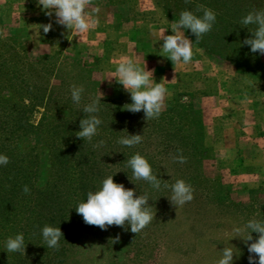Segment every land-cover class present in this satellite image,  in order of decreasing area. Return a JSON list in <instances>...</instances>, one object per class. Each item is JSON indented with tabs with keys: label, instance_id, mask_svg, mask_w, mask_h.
<instances>
[{
	"label": "rangeland",
	"instance_id": "374dc122",
	"mask_svg": "<svg viewBox=\"0 0 264 264\" xmlns=\"http://www.w3.org/2000/svg\"><path fill=\"white\" fill-rule=\"evenodd\" d=\"M183 10L195 8L180 0H92L89 12L98 23L88 32L78 33L55 23L54 15L46 16L37 0H0V36L20 42L29 61L54 57L60 64V77L77 87L83 85L84 91L96 97L103 94L102 98L131 100L114 77L124 57L141 67L147 64L157 83L168 80L164 81L168 95L162 116L155 118L151 149L163 177H158L161 189L155 190L169 192L171 197V188L165 189L163 184L183 179L192 185L194 198L177 208L165 196V201L152 209L156 216L151 223L134 233L136 241L130 226L127 231L123 227L120 240L112 243L81 233L73 250L80 264H216L220 251L230 244L238 248L234 264H249L247 245L240 238L229 242L228 237L233 224L252 218L264 220V70L257 74L237 72L196 43L192 61L175 67L159 55L160 39L173 34L171 24ZM48 23L53 27L45 33L41 25ZM52 68L48 65V72ZM4 96L11 97L8 92ZM66 112L58 110L49 117H66ZM44 115L42 109L34 113L32 122L37 128L20 144L21 149L37 147L41 185L50 167L44 133L39 128ZM198 123L203 146L199 155L191 144L197 139L192 135ZM163 136L168 139L166 145L181 143L186 147L187 153H182L186 163L175 162V155L159 154L166 146ZM215 197L222 199L215 203L220 206L218 212L210 205ZM250 198L258 208L247 217L244 208Z\"/></svg>",
	"mask_w": 264,
	"mask_h": 264
},
{
	"label": "trees",
	"instance_id": "16d2710c",
	"mask_svg": "<svg viewBox=\"0 0 264 264\" xmlns=\"http://www.w3.org/2000/svg\"><path fill=\"white\" fill-rule=\"evenodd\" d=\"M180 1L194 8L203 5L217 14L213 29L197 44L206 53L219 56L237 72L257 74L264 70V56L252 53L250 46L242 45L246 38L252 36L250 30L255 26L247 28L240 23L249 12L264 8V0ZM197 15H202V12ZM185 31L195 41L191 31ZM53 60L54 57L44 56L36 62L29 61L20 42L0 36V154L10 158L6 166H0V264H80L73 250L81 233L103 242L119 241V231L123 227L113 225L106 231L101 230L98 226L85 224L75 210L80 202L86 201L87 193L99 190L102 181L110 175L126 188L136 189L137 196L147 193L152 209L156 203H163L165 196L170 197L169 192L160 193L144 180L132 181V170L127 164L128 159L140 153L152 165L153 173L162 177L161 170L156 167V156L151 155L155 119L147 121L143 111L132 113L124 110V105L131 100L106 96L102 98L97 113L103 121L98 135L91 142L78 138L76 133L81 130L80 120L86 115L82 111L83 106L96 96L85 90L80 105H76L71 98L74 83L58 75L60 64ZM50 64L53 68L48 72ZM4 92L11 97L6 98ZM39 109L45 111L39 128L44 133V145L50 161L43 185L39 183L37 147L20 148L21 141L37 128L32 119ZM58 110L67 111L66 117H49ZM199 125L196 124V133L192 135L197 139L191 143L198 155L203 149ZM127 132L143 135L142 142L133 147L119 144L117 141L127 136ZM163 137L166 145L168 139ZM100 140L105 144L94 147ZM180 150L184 155L188 151L180 143L174 147L166 145L158 152L164 156H177ZM25 185L30 189L29 194L23 192ZM214 200L210 205L218 212L220 206L215 203L220 204L222 199L215 197ZM257 208L258 204L250 198L249 205L244 208L247 217L256 214ZM45 225L61 228L64 237H61L58 249L47 248L42 237ZM19 233L25 237V254L8 253L6 240ZM130 235L136 241L135 234Z\"/></svg>",
	"mask_w": 264,
	"mask_h": 264
},
{
	"label": "clouds",
	"instance_id": "9594fccd",
	"mask_svg": "<svg viewBox=\"0 0 264 264\" xmlns=\"http://www.w3.org/2000/svg\"><path fill=\"white\" fill-rule=\"evenodd\" d=\"M190 2L191 0H185V3ZM91 3L92 0H37V6L41 7L46 16L53 17L54 15L55 23L65 26L68 31L78 33H86L98 23V20L89 12ZM200 12L202 15H197ZM216 16L217 14L212 9L203 5H197L195 10L181 11L178 21L171 24L170 29L173 34H164L160 39L163 40V44L159 55L171 60L175 67L181 63H190L194 55V43L198 44L203 36L213 29ZM240 23L245 27L255 26L254 30L249 29L252 36L246 38L242 45H248L252 53L264 56V8L249 12L241 19ZM52 27V23L41 25L45 33L49 32ZM184 30H190L196 37L195 41L189 39ZM114 77L131 96L132 102L125 104L124 110L132 113L143 111L147 121L161 115L168 95V89L164 83L167 78H163L160 83H157L154 79V70H148L147 64L145 67H141L136 61L127 57L121 58L117 64ZM83 93V85L77 87L73 84L71 86L72 101L78 106ZM102 96L103 94L83 106L82 111L86 115L80 120L81 130L76 133V136L84 141L91 142L93 137L98 135L99 126L103 123L97 115L100 111ZM142 140L143 135L128 133L117 142L123 146L133 147L140 144ZM104 144L105 141L100 140L94 147H101ZM173 160L181 164L187 162L182 150L179 155L173 157ZM9 162L10 158L7 155L0 154V166H6ZM127 164L132 170L133 176L130 178L132 181L144 180L150 183L154 189H161V179L153 173L152 165L145 156L136 153L127 160ZM113 177L110 175L104 179L99 190L88 192L86 201L80 202L75 210L83 217L84 223L87 225L98 226L105 231L113 225L124 227L125 231L129 230L128 226H130V231L138 234L151 223L154 215L156 216L149 204V196L147 193L137 196L136 189L126 188L124 184L115 182ZM169 187L172 195L168 198L177 208L194 198L192 185L183 179L176 180L172 185L163 184V188ZM23 192L30 193L27 185L24 186ZM252 233L257 234L255 239ZM42 237L47 248L58 249L60 239L64 237V234L60 227L45 225L42 228ZM228 238L229 242L235 238L243 240L250 254L249 264H264V220L252 218L243 224H233ZM250 241L252 242L249 243ZM230 245L220 251L221 257L216 261V264H234V257H239V253L236 251L238 248ZM5 249L8 253L25 254L24 234L19 233L14 237H9L6 240Z\"/></svg>",
	"mask_w": 264,
	"mask_h": 264
}]
</instances>
